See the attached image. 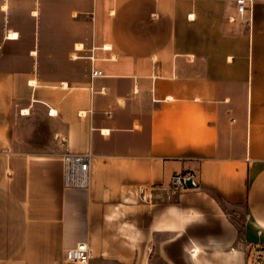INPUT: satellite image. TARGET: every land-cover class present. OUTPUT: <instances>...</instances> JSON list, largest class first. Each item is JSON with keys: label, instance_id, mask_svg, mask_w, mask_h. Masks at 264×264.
I'll return each mask as SVG.
<instances>
[{"label": "crops", "instance_id": "obj_1", "mask_svg": "<svg viewBox=\"0 0 264 264\" xmlns=\"http://www.w3.org/2000/svg\"><path fill=\"white\" fill-rule=\"evenodd\" d=\"M246 6L0 0V264L78 242L89 264L264 257V0ZM66 153L90 155L87 188L63 185Z\"/></svg>", "mask_w": 264, "mask_h": 264}, {"label": "built area", "instance_id": "obj_2", "mask_svg": "<svg viewBox=\"0 0 264 264\" xmlns=\"http://www.w3.org/2000/svg\"><path fill=\"white\" fill-rule=\"evenodd\" d=\"M236 10L241 17L247 9V2L251 0H234ZM93 75H101V71L94 70ZM90 155L79 153H66L62 157V179L63 185L66 188L85 189L89 184V167ZM191 177L188 172H180L172 175L168 190L171 194H177L185 190L187 187L185 181ZM152 189H157L153 186ZM151 194H147L146 190L142 189V199L150 200ZM91 251L87 242H78L73 247L66 249L62 264H89Z\"/></svg>", "mask_w": 264, "mask_h": 264}, {"label": "rangeland", "instance_id": "obj_3", "mask_svg": "<svg viewBox=\"0 0 264 264\" xmlns=\"http://www.w3.org/2000/svg\"><path fill=\"white\" fill-rule=\"evenodd\" d=\"M237 218L241 221V215L237 216ZM249 264H264V257L260 256L258 260L251 258Z\"/></svg>", "mask_w": 264, "mask_h": 264}, {"label": "water", "instance_id": "obj_4", "mask_svg": "<svg viewBox=\"0 0 264 264\" xmlns=\"http://www.w3.org/2000/svg\"><path fill=\"white\" fill-rule=\"evenodd\" d=\"M185 185L187 188H193L194 187L193 178L192 177L187 178L185 181Z\"/></svg>", "mask_w": 264, "mask_h": 264}]
</instances>
